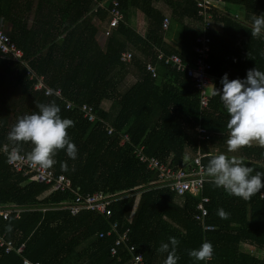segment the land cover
Returning a JSON list of instances; mask_svg holds the SVG:
<instances>
[{
    "label": "trees",
    "instance_id": "trees-1",
    "mask_svg": "<svg viewBox=\"0 0 264 264\" xmlns=\"http://www.w3.org/2000/svg\"><path fill=\"white\" fill-rule=\"evenodd\" d=\"M33 1L0 0V19L8 24L0 28L22 49V58L33 73L29 77L26 64L0 56V145L11 146L7 133L18 117L38 111L37 104L55 101L61 117L74 121L66 131L77 147V157L68 158L63 149L56 152L51 168L70 180V188L59 190L30 180L0 154V202L21 208L18 215L12 211L6 218L0 216V233L11 239L15 248L22 245L21 252L0 247V264H22L23 257L43 264H128L129 253L123 245L110 253L116 233H105L115 221L120 232L129 227V239L145 264H163L166 253L158 248L169 236L179 240L177 264H205L188 255L189 249L204 240L213 245L212 258L206 264H264V254L260 257L238 248L240 241L248 240L264 251V198L256 193L244 200L215 187L210 180L204 181L199 193L178 194L161 185L157 172L133 153L135 146L143 144L146 154L183 168L192 160L188 152L197 148L206 153L201 158L204 168L212 155L223 153L229 114L222 110L219 96L210 94L207 105L200 107L191 79L156 59L157 50L176 53L183 60L193 56L195 38L203 32L195 0L169 2L180 30L178 48L164 41L169 25L162 27L164 15L153 6L155 0H118L123 17L129 5L143 10L147 29L141 34L120 21L109 35L102 32L100 39L97 33L110 17L111 0ZM224 1L244 10L241 18L230 11L214 12L215 21L222 24L221 32H209L210 73L217 89L224 71L231 78H243L252 67L264 71V39L250 35L252 17L264 15V0ZM58 36H63L59 42ZM124 51L132 53L129 61L121 59ZM141 56L154 62L155 77L145 69ZM130 73L135 79L123 87ZM40 75L50 88L48 93L34 88ZM104 99L110 100L106 109L101 106ZM69 101L71 106L66 107ZM82 103L92 106L94 121L82 117L78 107ZM106 123L113 127L111 133H107ZM198 127L205 129L207 138L199 137ZM122 133L128 134L124 143H120ZM213 147L217 153L207 154ZM30 149V143L22 142L21 152ZM237 157L254 171H264V147L245 145ZM261 179L264 182V177ZM96 190L119 193L110 202L111 216L89 209L71 213L64 207L75 191ZM200 195L209 199L205 220L213 225L209 230H203L195 219ZM220 208L228 213L226 218L217 214ZM100 232L104 233L101 237Z\"/></svg>",
    "mask_w": 264,
    "mask_h": 264
},
{
    "label": "clouds",
    "instance_id": "clouds-1",
    "mask_svg": "<svg viewBox=\"0 0 264 264\" xmlns=\"http://www.w3.org/2000/svg\"><path fill=\"white\" fill-rule=\"evenodd\" d=\"M250 35L264 39V15L256 14L252 17ZM63 36H58L61 41ZM264 55V52H261ZM221 88L213 86L212 95L219 99L229 114L226 127L229 135L226 140L227 149L233 152L242 146L256 141L264 147V71L256 67L246 70L243 78H228L223 73L220 78ZM38 111L26 113L17 118L7 133L9 144L0 145V152L6 155L9 162L25 159L33 166L49 169L55 163V155L63 149L68 158L75 160L77 147L70 139L67 128L74 125V121L61 117L60 107L55 101L37 104ZM22 142L31 145L30 151L21 156ZM187 159V157H185ZM62 168L68 170L66 163ZM205 174L211 183L223 188L230 195L241 199H250L252 195L264 187L261 177L264 171L255 170L241 160L228 157L225 153L212 155L207 162ZM217 214L226 218L228 213L220 208ZM179 240L169 236L167 242H161L158 248L160 253H166L163 264H177L179 256L176 248ZM188 255L195 261L206 262L212 258L213 245L204 240L197 248L188 250Z\"/></svg>",
    "mask_w": 264,
    "mask_h": 264
},
{
    "label": "built area",
    "instance_id": "built-area-1",
    "mask_svg": "<svg viewBox=\"0 0 264 264\" xmlns=\"http://www.w3.org/2000/svg\"><path fill=\"white\" fill-rule=\"evenodd\" d=\"M112 6L109 9L110 17L103 27V34L109 35L112 28L117 26L120 21H123V13L119 7L118 0H111ZM197 7V14L200 16L203 24V32L195 38L193 49V56L188 60H183L180 55L176 53L165 54L161 50L156 51V59L162 60L164 64H168L175 68L176 70L182 71L188 76L193 86L197 89L199 94V104L200 107H205L208 103L210 93L207 88L213 86L214 77L210 73L211 63L209 61V54L211 50L210 41L211 37L209 31L213 27L215 21L214 12L219 11V6L213 0H195ZM169 19L165 16L162 20V27L166 28L168 26ZM220 26L221 22L219 21ZM0 56L8 59H14L21 61L26 64V61L22 58V49L10 38V36L0 28ZM132 57L130 51H124L121 54V59L129 61ZM145 69L155 77L157 75V68L150 57L144 59ZM26 73L29 77L33 76L30 67L27 66ZM223 73L228 74V78L232 79L227 71ZM222 73V74H223ZM35 89H43L45 93L50 91V88L43 83L42 76L37 77V81L34 84ZM59 90L56 91V94ZM71 102L66 103V107H70ZM82 117L87 121H94L95 115L93 113L92 106L87 103H82L79 106ZM107 133H111L113 127L106 123ZM200 138H207L205 134V129L198 127ZM128 141V134H121L120 143ZM7 144V143H2ZM11 147V146H10ZM134 155L137 159L145 163L147 168L156 171L158 178L157 181L161 185H166L170 189L175 190L178 194L184 192L199 193L203 188L204 181L210 180L205 174V168L201 161V158L206 153H202L199 148L196 149V154L192 157L191 163L188 167H175L162 162L158 157L154 155H148L144 152V145L140 144L135 146L133 149ZM0 154H4L0 152ZM208 154V153H207ZM21 156L24 153L21 152ZM8 164L12 169L16 171H21L23 174L28 175L30 180H35L45 184H50L52 189L65 190L70 188V180L63 173H56L52 168L44 169L38 166L31 165L30 162L25 159H20L14 162H9ZM119 193L103 194L100 191L87 192L85 194H80L75 191V196L73 200L64 207L68 208L71 213H77L81 209H89L92 211H97L103 214L106 218L111 216L112 210L109 207L110 202L118 198ZM201 194V193H200ZM258 196L264 198V187L258 191ZM209 201L207 196L200 195V199L196 204L197 212L195 213V219L199 220L203 230H209L213 228L212 224L206 223V215L208 213L207 202ZM21 208L12 206L10 204H5L0 202V216L3 218L8 217V215L14 211L15 215H18ZM118 223L112 222L111 229L105 234H110L111 231L116 233V238L114 240V245L110 247V253L115 254L117 251V246L123 245L127 252L129 253L128 264H145L142 253L136 248V245L132 243L129 239V227H125L123 231H118ZM104 233L100 232L99 236H103ZM0 247L4 251L8 252L15 249L17 252H21L22 245H18L16 248L13 246L11 239L6 238L4 233H0ZM22 264H43L40 260H30L27 257L22 258Z\"/></svg>",
    "mask_w": 264,
    "mask_h": 264
},
{
    "label": "crops",
    "instance_id": "crops-1",
    "mask_svg": "<svg viewBox=\"0 0 264 264\" xmlns=\"http://www.w3.org/2000/svg\"><path fill=\"white\" fill-rule=\"evenodd\" d=\"M35 1L36 0H34L33 2H35ZM174 1H176V0H174ZM213 1L216 3L217 6L220 7L219 11H221V12L230 11V12H232L234 14L235 17L241 18L240 14H241V12H243L242 10H244L243 7H237L238 5L234 6V4L226 5L224 0H213ZM169 2H170V0H155L154 2H152V4H153L154 7H156L157 9H159L163 13L164 17L167 16V18L169 19V22H168L169 26L165 30L164 37H163L164 41L167 44H169L170 46L178 48L180 46V43H181L180 30H179L178 23L173 20L174 16L171 14V7L169 6ZM144 6H146V5H144ZM196 9H197V7H196ZM33 10H34V8H33ZM33 10L31 11V13H33ZM126 14L127 15H126V17H124L123 21L127 25L135 28L136 31H138L139 33L144 34V32L147 29V16L144 13V11L139 9V8H137V7H135V6H133V5H129L127 7V13ZM196 14H197V11H196ZM197 16L199 17L198 14H197ZM241 16H243V14ZM105 25L106 24L100 26V29H99V31L97 33L98 39L101 38V35H102V32H103L102 29H103V27ZM0 26H3V27L8 26L7 22L3 18L0 19ZM172 26L173 27L177 26V29H175V30L173 29L172 30V28H170ZM221 28H222V24L220 26L219 22L218 23L215 22L210 31H211V33H214V32L219 33V32H221ZM141 57L142 58H146V57H143V56H141ZM129 76H132L133 79H135V75H133L132 73H130L128 75V77ZM211 92H212V87H211V91L209 93L211 94ZM109 105H110V100H108V99H104L102 101V103H101V106L103 108H105V109L108 108ZM222 110H224V112H226V110L224 109L223 105H222ZM226 134L229 135V132H226ZM250 144H252L253 146L259 145L256 141H252ZM243 147L244 146H242L241 148H239L236 151L229 152L228 149H227L226 141H225L224 145L222 146V152L226 153V154L233 155V156L234 155L238 156V154L240 153V150H242ZM199 150H200V148H199ZM213 150L214 151L210 150L207 153L208 154H210V153L215 154L218 151L217 147H213ZM195 151L193 153H192V151L188 152L187 155H189V156L191 155L193 157L196 154ZM237 156L236 157L234 156V158L239 159V157H237ZM189 161H191V160H189ZM238 248L242 252L258 255L260 257H262L263 254H264V251H263L262 248H260L255 243L249 242L248 240L240 241Z\"/></svg>",
    "mask_w": 264,
    "mask_h": 264
},
{
    "label": "rangeland",
    "instance_id": "rangeland-1",
    "mask_svg": "<svg viewBox=\"0 0 264 264\" xmlns=\"http://www.w3.org/2000/svg\"><path fill=\"white\" fill-rule=\"evenodd\" d=\"M34 7H35V6H34ZM34 7H33V8H34ZM33 8H32V10H33ZM32 10H31V11H32ZM30 14H31V13H30ZM170 28H172V30H173V29L175 30V29H177V26H176V27H175V26H174V27L172 26V27H170ZM133 81H134V79H133L132 76H129V77L127 76V78H126V82H125V86H123V87H126L127 85H129V84H130L131 82H133ZM207 91H208V92L211 91V87H210V86L207 88Z\"/></svg>",
    "mask_w": 264,
    "mask_h": 264
}]
</instances>
